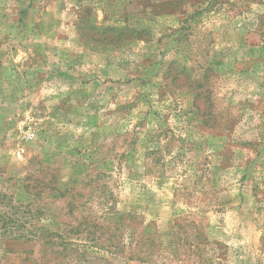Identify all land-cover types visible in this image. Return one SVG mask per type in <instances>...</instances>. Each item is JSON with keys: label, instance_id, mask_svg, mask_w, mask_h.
Here are the masks:
<instances>
[{"label": "rangeland", "instance_id": "374dc122", "mask_svg": "<svg viewBox=\"0 0 264 264\" xmlns=\"http://www.w3.org/2000/svg\"><path fill=\"white\" fill-rule=\"evenodd\" d=\"M0 264H264V0H0Z\"/></svg>", "mask_w": 264, "mask_h": 264}, {"label": "crops", "instance_id": "0c3cea01", "mask_svg": "<svg viewBox=\"0 0 264 264\" xmlns=\"http://www.w3.org/2000/svg\"><path fill=\"white\" fill-rule=\"evenodd\" d=\"M55 36H56V35H53V34H52V35H51V36H49V37H51V38H54V39H55Z\"/></svg>", "mask_w": 264, "mask_h": 264}]
</instances>
